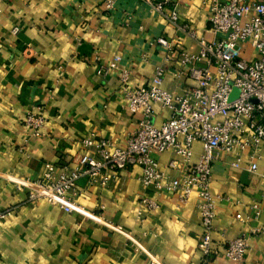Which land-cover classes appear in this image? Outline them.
Returning <instances> with one entry per match:
<instances>
[{
    "label": "crops",
    "instance_id": "0c3cea01",
    "mask_svg": "<svg viewBox=\"0 0 264 264\" xmlns=\"http://www.w3.org/2000/svg\"><path fill=\"white\" fill-rule=\"evenodd\" d=\"M206 1L171 0L164 12L178 13L176 26L140 0H116L109 12L104 0L0 4V212L13 210L0 219V264H148L150 255L160 264H236L224 249L242 235L248 249L241 264H264V148L252 161L251 152L240 154L239 167L233 166L235 154H223L212 165L210 192L224 199L215 200L208 255L198 248L204 230L196 194L182 202L179 191L144 187L139 166L117 172L105 186L79 179L74 203L83 211L71 214L44 201L29 203L22 187L26 180L38 179L47 164L56 173L69 166L84 139L125 148L142 115L128 110L119 75L129 72L130 87L149 85L164 56L157 37L176 43L161 88L181 95L196 85L186 77L176 80L173 73L180 51L199 52L197 42L181 30L183 24L207 41L216 38ZM13 28L18 34L12 35ZM95 53L100 62L119 55L118 70L97 77L91 61ZM245 56L252 57L249 45L243 47ZM28 112L44 114L43 136L27 137L23 121ZM169 116L166 108L152 105L155 126ZM200 153L201 145L195 143L191 164ZM153 158L168 177L176 174L166 166L179 161L178 156L163 152ZM252 162L254 172L249 170ZM143 199L156 208L147 209ZM237 214L246 221H238Z\"/></svg>",
    "mask_w": 264,
    "mask_h": 264
},
{
    "label": "built area",
    "instance_id": "2783aa9c",
    "mask_svg": "<svg viewBox=\"0 0 264 264\" xmlns=\"http://www.w3.org/2000/svg\"><path fill=\"white\" fill-rule=\"evenodd\" d=\"M8 1L0 0V4ZM140 1L169 23L178 24L179 16L175 10L164 12V7L171 0ZM115 2L104 0V10H112ZM206 8L210 30L216 38L207 41L183 24L181 30L197 42L199 52L192 55L180 51L176 58L178 67L173 73L176 80L186 77L196 85L181 95L161 88L167 65L174 61L176 43L157 37L155 43L163 49L164 56L155 67L150 84L130 87L129 72L125 70L119 75L128 110L142 115L125 148H116L107 140L95 142L84 139L81 149L70 158L69 166H63L56 173L55 166L47 164L38 179L26 180V185H21L27 189L29 203L44 201L67 214L75 213V209L82 212L83 209L74 203L79 179L105 186L117 172L139 166L140 182L144 187H152L156 192L179 191L182 202L196 194L199 221L204 230L198 240V248L203 255L209 254L215 200L224 199L214 197L210 192L212 165L223 154H235L238 157L233 166L239 167L240 154L251 152L249 158L252 161L257 151L264 148V0L253 3L207 0ZM18 32V28L11 30L12 35ZM245 45L252 50V57L248 60L242 57ZM91 61L95 64V75L105 78L118 70L121 57L114 55L109 61L100 62L99 55L95 53ZM153 104H159L170 112L169 118L159 126L150 121ZM45 121L42 112L26 113L23 126L27 137L43 136ZM195 143L201 145V153L198 161L191 164ZM163 152L179 157V161L172 159L166 166L176 172L172 177H168L153 158V154ZM249 170L254 172L256 164L252 162ZM142 204L147 209L156 208L148 199H143ZM252 209L258 215V204H253ZM12 211L0 212V219ZM141 219L142 213L138 212L137 220ZM236 219L242 223L246 221L240 214ZM247 249L248 239L242 235L227 242L224 255L241 264ZM148 264L160 262L157 256L150 255Z\"/></svg>",
    "mask_w": 264,
    "mask_h": 264
},
{
    "label": "rangeland",
    "instance_id": "374dc122",
    "mask_svg": "<svg viewBox=\"0 0 264 264\" xmlns=\"http://www.w3.org/2000/svg\"><path fill=\"white\" fill-rule=\"evenodd\" d=\"M245 59L248 60L249 59L248 56H245Z\"/></svg>",
    "mask_w": 264,
    "mask_h": 264
}]
</instances>
